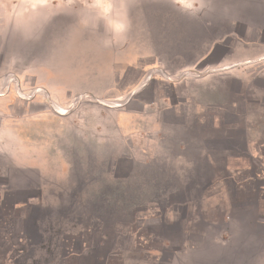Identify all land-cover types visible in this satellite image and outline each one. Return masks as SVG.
Listing matches in <instances>:
<instances>
[{"label":"rangeland","instance_id":"1","mask_svg":"<svg viewBox=\"0 0 264 264\" xmlns=\"http://www.w3.org/2000/svg\"><path fill=\"white\" fill-rule=\"evenodd\" d=\"M263 70L264 0H0V264H169L185 232L192 264H264V174L228 182L229 222L212 190L177 206L210 174L197 162L177 190L163 158L201 122L255 111L244 81ZM208 230L238 233L204 250Z\"/></svg>","mask_w":264,"mask_h":264},{"label":"crops","instance_id":"2","mask_svg":"<svg viewBox=\"0 0 264 264\" xmlns=\"http://www.w3.org/2000/svg\"><path fill=\"white\" fill-rule=\"evenodd\" d=\"M125 3V1H123ZM239 79L240 76H235ZM245 90L250 89L251 98L257 99L258 104L255 108V111L247 112L246 114L240 115L238 112L235 113L237 116V121L234 124L228 125L226 122H217L212 118V125L207 124L205 122H201L202 131L200 134L196 135L195 133L189 132L185 137L180 139L181 150L175 151L172 148H168L165 144H163L164 148V159L175 161L181 163V166L176 170L177 173L181 174V182L179 185L175 187L177 190L187 189L188 191L191 189L189 184V179L192 178V174H195L199 170H197V162H199V166L201 167V171L204 173H209L210 177L206 179L207 181L203 184H199L196 186V189H201V195H193L190 194L188 198L178 201L177 206H197V205H207L210 204V196L206 195V193L212 191L218 192V197H220V202H217L216 206H226L225 207V216L227 221L232 222L233 217L231 214V210L229 205L231 203L232 195L229 190V184L239 183L237 176L243 173L250 172L253 177L264 174V136L259 138L254 136V132L256 133H264V128L262 127V123L256 122V117L264 120V70L254 76L250 81L245 83ZM220 94L223 96L227 95V86L221 84ZM244 91V90H243ZM248 91V90H247ZM242 93V88L240 87L235 95H240ZM204 106L209 109H220L224 111H228L230 109L238 108L239 100L235 97L231 102H227V100H221L218 103L213 101H205L202 104L197 103V106ZM255 117V123H250ZM196 118H200L199 116ZM206 118V117H205ZM261 121V120H260ZM159 124V121L157 125ZM181 124V123H178ZM183 124V123H182ZM254 125H259V129H256ZM242 126V128H241ZM166 127V125H165ZM183 127V126H181ZM208 127V129H206ZM210 127L213 131H211ZM230 128L228 131H223L226 128ZM227 130V129H226ZM257 130V131H256ZM231 133V134H229ZM244 134V146L240 149V147L233 145L232 147H228V145H224V141L228 138L236 139L239 137V134ZM154 135V134H152ZM146 135L141 136V142L143 143V147L149 148L154 142V136ZM152 136L153 138H151ZM198 143L199 151L196 156L195 153H192L188 148L192 143ZM161 146L159 145V140H157V144L155 146V152L150 153V157H154L153 155L158 153ZM144 151V149H142ZM148 150L145 151L147 153ZM148 154V153H147ZM156 157V155H155ZM200 158V159H198ZM198 159V160H197ZM184 176V180H183ZM227 188V191L225 190ZM178 219V214H173V220ZM228 234L229 237H234L238 232L235 231H221L220 234H216L215 236L211 233L210 230L204 231L202 236L205 237L206 241L204 250L207 249V245L210 246H221L224 245L225 241L224 235ZM184 236L186 237L183 241L182 247L176 245L174 249H172V257L169 264H192L193 260H195L194 255L201 251V248L198 249L196 245L192 244V240L190 239L193 235L189 232H185ZM221 237V238H220Z\"/></svg>","mask_w":264,"mask_h":264},{"label":"water","instance_id":"3","mask_svg":"<svg viewBox=\"0 0 264 264\" xmlns=\"http://www.w3.org/2000/svg\"><path fill=\"white\" fill-rule=\"evenodd\" d=\"M212 71H214V70H209L208 72H212Z\"/></svg>","mask_w":264,"mask_h":264}]
</instances>
